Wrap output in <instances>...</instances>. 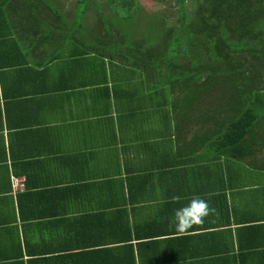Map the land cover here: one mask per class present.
<instances>
[{
  "label": "crops",
  "instance_id": "0c3cea01",
  "mask_svg": "<svg viewBox=\"0 0 264 264\" xmlns=\"http://www.w3.org/2000/svg\"><path fill=\"white\" fill-rule=\"evenodd\" d=\"M80 1L0 0V264H264V110L217 146L206 95L97 49ZM197 196L216 211L178 235Z\"/></svg>",
  "mask_w": 264,
  "mask_h": 264
},
{
  "label": "trees",
  "instance_id": "16d2710c",
  "mask_svg": "<svg viewBox=\"0 0 264 264\" xmlns=\"http://www.w3.org/2000/svg\"><path fill=\"white\" fill-rule=\"evenodd\" d=\"M110 1L112 8H118L134 0ZM185 1L177 0L174 23H157L164 27L161 46L152 44L153 35L134 40V32L128 34L133 29L125 26L118 33L111 26L101 35L105 41H116L110 46L115 53L127 58L143 56L146 65L158 68L161 85L169 83L188 105L194 106L206 95L207 105L216 106L224 115L222 127L213 129L221 127L222 131L217 146H229L234 155L242 156L246 151L236 144L251 130L260 115L257 110L264 108V0H191V8ZM80 3L84 12L87 0ZM100 11L103 17L105 10Z\"/></svg>",
  "mask_w": 264,
  "mask_h": 264
},
{
  "label": "rangeland",
  "instance_id": "374dc122",
  "mask_svg": "<svg viewBox=\"0 0 264 264\" xmlns=\"http://www.w3.org/2000/svg\"><path fill=\"white\" fill-rule=\"evenodd\" d=\"M185 3L189 8L192 7L191 0H186ZM112 5L113 4L110 0L100 2L97 6H95V2L92 0H87V5L85 7L87 9L85 13L81 12V9L79 12L81 16L83 15L80 21L81 25L79 24L81 33L85 35L86 38H89L90 41L95 44L97 43L101 47L113 46V44L116 43L113 39L105 41L106 37L102 36L103 32L101 31H109L108 28L113 25H117V28L120 30L124 29V26L126 29H133L132 33L128 34L131 36L134 32V40H143L142 35L148 37L149 35H153L152 38L154 39V43H159V46H161L163 44L164 36L161 35L160 32L163 31L164 27L159 26L158 24L162 21H166L167 26H169L175 22V19L178 16L177 14L179 13V4L177 0H134L130 3L128 1L123 2L121 3V6L118 5V8H112ZM81 8L84 7L82 6ZM99 10H105V15H103L102 20V13H100ZM100 20L104 22L103 25H101ZM106 32H104V35ZM118 32L119 31H117V33ZM97 37H100V39H97ZM123 39V36L119 38L120 41ZM126 41L128 42L129 40L127 39ZM184 58L185 57L181 58V60ZM225 82V85L231 84L229 81ZM259 83L260 82H257L258 86ZM263 110L264 108L262 111ZM262 111H260V109L257 110L259 114H262Z\"/></svg>",
  "mask_w": 264,
  "mask_h": 264
},
{
  "label": "clouds",
  "instance_id": "9594fccd",
  "mask_svg": "<svg viewBox=\"0 0 264 264\" xmlns=\"http://www.w3.org/2000/svg\"><path fill=\"white\" fill-rule=\"evenodd\" d=\"M171 199L173 202H179L180 197L174 196ZM215 211L206 200L194 197L187 205L174 210V219L170 227L174 226L176 233L183 235L193 226L203 224L205 218Z\"/></svg>",
  "mask_w": 264,
  "mask_h": 264
},
{
  "label": "built area",
  "instance_id": "2783aa9c",
  "mask_svg": "<svg viewBox=\"0 0 264 264\" xmlns=\"http://www.w3.org/2000/svg\"><path fill=\"white\" fill-rule=\"evenodd\" d=\"M23 185H25V182H24V177L22 176H14L13 177V184H12V187L14 189H17L19 187H23Z\"/></svg>",
  "mask_w": 264,
  "mask_h": 264
}]
</instances>
